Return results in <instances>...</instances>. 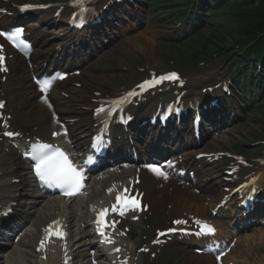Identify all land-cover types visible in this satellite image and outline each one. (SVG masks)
I'll use <instances>...</instances> for the list:
<instances>
[{
    "label": "bare ground",
    "instance_id": "1",
    "mask_svg": "<svg viewBox=\"0 0 264 264\" xmlns=\"http://www.w3.org/2000/svg\"><path fill=\"white\" fill-rule=\"evenodd\" d=\"M12 7L14 8L15 5H13ZM0 9H7L8 11L12 10L9 5L2 4H0ZM145 40H148V38L146 39L142 35L130 34L127 36L125 41L131 49L139 53L142 57L149 59L151 58L150 56L152 47L147 46ZM68 41L70 42L71 40ZM68 41H66V43ZM39 45H41V43ZM70 45H72V43H69L68 47H70ZM4 49H7V47L4 46ZM10 54L12 53L10 52ZM21 61V58L16 54H12V58L6 61L7 67L10 72L8 75H6L5 81L0 84V94L4 95L6 99V104L3 107L2 113L6 117H10L7 123L10 125L11 129L13 131L19 132L24 138L34 136L48 139L53 130H56V127L51 123L54 113L65 116L68 119H72L74 117L68 116V113H70L69 107L59 98H56L54 101L50 100L49 102H45L46 100L40 97V93L38 91L36 83L32 79V73L24 68ZM77 64H81L82 66L80 67L84 68L83 81L87 82L86 80L92 77L90 75L87 64H83V62H79ZM49 81L51 82L49 87H54V81ZM103 83L104 82L101 79H94L92 83L88 84L90 86L98 88ZM82 106L92 107V105L88 101H85ZM70 125L71 126L68 132L58 140L61 141L62 144H68L69 146H71L72 144L73 146V143H71L70 141H73L74 139H76L77 141H81L76 135V133H79L80 135V128L74 123ZM4 131L5 128L0 126V135ZM187 139L188 140L186 141L183 155L188 158V161H190L189 159L196 153H214L215 148H218V142L213 139H210L205 143L203 142L200 145L193 144L190 138ZM121 140L125 139L123 138L119 139V141L117 142L115 141L114 146H119L122 143ZM175 143H177V139ZM25 146L26 142L21 140V138L15 139L14 145L9 143L5 139H2L0 145V202L4 200H17L14 198V194L16 193L15 190L17 187L13 186L10 183L11 180L14 179V177L10 175V170H8V167H15V164H13L12 162H14V160L16 159V155H18ZM178 146H181V144H179ZM140 151L142 150L140 149ZM145 155L146 153H144V156H142V159L144 160H140L137 163L140 164L138 166L141 168V170L139 171L140 182L138 183H131L130 181L122 182L120 185L117 184L115 187L111 188L112 191L110 192L108 189H97V187L99 186V182H96V179L99 175H94L92 177L90 187L91 195L87 196L86 200L82 198L77 199L73 201V203L69 207H66L65 204L58 199L39 200L37 202V205H39L40 208H37L36 206L32 208V210L34 211V213L39 214V216H45L46 219H48L49 217H53L54 219L56 218L57 214L61 219L66 220L67 223L76 222V224L79 223L81 227V224H84L82 217L84 213L83 210L85 212H88V209L92 212L97 211L101 205H103L104 203H109L112 199H114L115 195L119 193L121 187L123 186H132L133 188L144 187V191L146 193V199L144 203L148 204L149 206L148 212L152 213L151 216L154 218L156 224H162L167 219L169 220L178 215V210L182 202L188 205L197 202L196 205L200 206V204L203 203V201H205L207 197L213 198L212 195L217 193L219 186L222 185V181L220 179H216L218 166L202 165V177H211L210 180L213 179L216 181L215 185L213 187H208L206 185H202L204 181L199 180L196 185L200 189L201 196H194L192 194L191 188H185L184 191H181V189L179 188L180 186L175 183L176 181H173V179L169 177L165 178L164 176H158L156 173L151 171V169L147 167V165H150L152 163L146 161L147 157ZM128 169V171H125L122 174H112L109 177H112L113 181H121L124 180V178H130L133 176L135 169ZM6 177L9 178L5 179ZM262 179L263 181H261L260 183H264V169ZM23 184L24 183L22 181L21 185L19 184V187H22ZM161 184L163 185L162 188L160 190H156V185ZM27 186L30 187V185ZM23 187H26V185H23ZM169 189H171V192H169ZM222 195H224V193H218L215 198L220 199ZM21 196L22 198H20L19 200L24 199V194H22ZM203 216L208 217L207 215ZM216 223L219 227L218 222ZM33 236L34 233L32 234V237ZM80 236L81 237H79V240L72 242L70 231L68 245L70 248L71 244H73L76 248L73 251H76L77 259L73 264H79L82 261H88L89 251L93 249L90 234L88 232L85 233L81 231ZM12 252H15L16 255L12 256ZM185 255L188 264H214L213 258H210L208 256L198 257L190 255L188 252H186ZM26 256L27 252L25 249L15 248V250L13 249L5 259L3 258L2 260H0V264H28L26 261ZM49 257V259H53L55 257V254H50ZM91 258L93 259V257ZM94 259H96V257ZM97 259L101 261L105 260L104 258ZM46 264L56 263L52 262L51 260Z\"/></svg>",
    "mask_w": 264,
    "mask_h": 264
},
{
    "label": "snow or ice",
    "instance_id": "2",
    "mask_svg": "<svg viewBox=\"0 0 264 264\" xmlns=\"http://www.w3.org/2000/svg\"><path fill=\"white\" fill-rule=\"evenodd\" d=\"M25 7H30L29 5H25ZM22 35V29H16L13 32H0V36H3L6 38L9 42L13 44L15 47H19L20 44L23 43L22 40H20V37ZM4 63V57L0 55V72L6 71L7 69L3 66ZM176 73H170L166 76H162L159 79L156 80V83L161 82L162 80H172L177 79ZM50 81H43L40 83V89L41 91H46L47 87L50 85ZM146 84H150L151 82L146 81ZM141 88L144 87V85H140ZM131 95V93H130ZM47 102V101H45ZM0 107H3V104L0 103ZM98 111H103V109H98ZM6 127V125H5ZM3 135L8 137H14L18 136L19 133L11 132V131H5ZM53 135H58V133H53ZM26 155H29L32 160L35 161L33 165V169L35 172V175L39 178V180L49 186V187H56L59 188L63 195L66 196H74L76 195L79 190L82 188V176L81 172L77 170V168L69 161L68 156L58 147H53L51 144L48 143H42L40 141H37L31 145L30 151L26 153ZM91 159V158H89ZM87 162V161H86ZM158 176H164L166 175L161 172L157 167L153 165H147ZM111 192L112 190L109 189ZM125 192L128 190L125 189ZM124 200L127 204L136 205L137 201L135 198H129L125 200L123 194H117L116 195V203L113 204L111 211H117V205L121 204V201ZM109 209H101L97 214V223L99 225L104 224L103 217L107 214ZM124 212L120 211V215H123ZM174 224L180 225L186 223V221L182 220H175L173 221ZM198 225H200L202 231L207 230L208 233L214 232V229L207 224H200L199 221L196 222ZM53 228H55V231L53 232ZM46 231L45 239L41 241V248H43L45 241L48 239L49 235H56L59 238L64 237V233L60 231L59 222L54 221L52 225H49L48 229ZM169 231H174V229H169ZM100 234L103 235V231L100 230ZM163 234V233H161ZM198 235L200 233H197ZM39 250V249H38ZM116 251H119V249H116Z\"/></svg>",
    "mask_w": 264,
    "mask_h": 264
},
{
    "label": "rangeland",
    "instance_id": "3",
    "mask_svg": "<svg viewBox=\"0 0 264 264\" xmlns=\"http://www.w3.org/2000/svg\"><path fill=\"white\" fill-rule=\"evenodd\" d=\"M17 1H23V0H17ZM25 1H28V2H54L56 0H25ZM145 10L147 11V18H150L152 17L151 16V8L150 7H146ZM155 13V12H154ZM150 21V25H151V30L149 31V35L147 36L152 42H151V46L153 47L152 49V56H151V59H149L152 64L154 63H158V64H161L163 66V64H167L169 68H173V69H180V70H184L186 73H188V75H197L199 74L200 72H206L208 74H213L214 72H216V74L219 73V70H223V67L218 64H216V66H210V67H203L201 69H194V71L188 69V68H182V67H178L177 66V62L175 63H166L164 62L165 60L161 57V53H162V44L160 45L159 42H167V35H168V32L167 30L163 29V28H160L159 25H160V21H158L155 18H150L149 19ZM164 38H163V37ZM160 42V43H161ZM150 44V43H149ZM126 49H124L122 46L120 47V53H123L124 55V59L122 61L119 62V65H118V68H120L122 65H129L130 67H141L143 66L144 64H147V60L145 59V57H142L140 54L138 53H135L132 51V49H130L127 44L125 42H123L122 44ZM119 49L116 48L115 50L117 51ZM116 53H119V52H116ZM172 54H175V51H172L171 52ZM114 54V53H112ZM163 54H166V52H163ZM104 55H106V61L108 60V58L110 57V53L109 52H105ZM171 60H173V57L170 56ZM174 61H177L176 59ZM108 65V63H107ZM106 65V62L104 63V69L107 68L108 66ZM173 66V67H172ZM158 67V66H156ZM175 67V68H174ZM178 67V68H177ZM182 68V69H181ZM92 69H94L95 71V76L97 77H101V75H103L104 78H107V79H111L113 82H115L117 85L119 84H123L125 83L126 80H128L131 75H129L128 73H124V75L120 74L119 71H116V72H107V71H102V74H99V71H97V67L96 65H94L92 67ZM213 69V70H212ZM84 92H88L90 91V87L88 85H83L82 88H81ZM69 97L71 98H66V100L68 101L69 105H72L75 109H76V104L78 103V101L81 99V98H84V96H79V95H70ZM77 101V103H76ZM73 108V109H74ZM75 111V110H74ZM77 111V110H76ZM80 119L83 120L82 122V125H85L86 124V121L88 119V115L83 113L80 115ZM57 123V122H56ZM264 127V124L262 123L261 121V114L259 112H257L256 114H250L249 117H247L246 120H243V121H240L238 123H236V126L233 128V129H229L228 130V133H226L223 138H218L219 139V142H220V148H223V147H227L229 144H234L236 142H238L239 144H243L246 148L245 149H249V153L250 154H255L257 152V149L255 147H253V143H251V139H255V140H260V132L261 130L263 129ZM254 141V140H253ZM237 145V144H236ZM21 173V172H20ZM25 193L26 190H25ZM26 202V201H24ZM254 231V230H253ZM252 231V232H253ZM252 251H253V254L256 256V255H260L261 256V260L264 261V244H262L261 246L259 247H253L252 248ZM240 252L242 253V255L244 256L246 253L245 251V248L244 246L241 244L240 245ZM178 256H180L178 254ZM177 256V263L176 264H181V260H180V257ZM170 258H171V255L168 254V253H164L159 262L157 264H171L170 263ZM251 262H249L248 264H254L255 262L252 261V259H249Z\"/></svg>",
    "mask_w": 264,
    "mask_h": 264
},
{
    "label": "trees",
    "instance_id": "4",
    "mask_svg": "<svg viewBox=\"0 0 264 264\" xmlns=\"http://www.w3.org/2000/svg\"><path fill=\"white\" fill-rule=\"evenodd\" d=\"M229 12L232 15L227 24L213 29L227 35V39L217 40L221 45H241L264 36V0H235L233 11ZM258 47L264 49V39Z\"/></svg>",
    "mask_w": 264,
    "mask_h": 264
}]
</instances>
